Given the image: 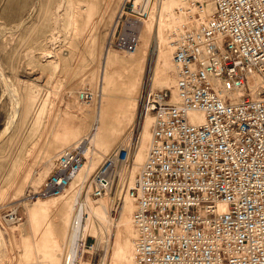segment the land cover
<instances>
[{
    "label": "built area",
    "instance_id": "obj_1",
    "mask_svg": "<svg viewBox=\"0 0 264 264\" xmlns=\"http://www.w3.org/2000/svg\"><path fill=\"white\" fill-rule=\"evenodd\" d=\"M210 1L212 17L196 12L174 35L177 100L170 89L142 97L152 140L135 184L126 178L130 140L77 186L79 207L116 193L134 199L136 264H264V0L194 3L203 10ZM130 10L136 19L149 16L134 3ZM126 24L122 47L133 45ZM191 112L204 113V121L193 122ZM85 160L81 146L63 150L34 194H65ZM8 216L22 221L15 211ZM96 242L88 234L77 256Z\"/></svg>",
    "mask_w": 264,
    "mask_h": 264
},
{
    "label": "rangeland",
    "instance_id": "obj_2",
    "mask_svg": "<svg viewBox=\"0 0 264 264\" xmlns=\"http://www.w3.org/2000/svg\"><path fill=\"white\" fill-rule=\"evenodd\" d=\"M127 1L0 0V264H67L77 193L74 189L63 197L44 198L34 193L61 150L85 138L84 151L94 150L90 140L101 124L100 110L106 144L95 154L85 152L87 163L78 182L130 140L134 147L126 178L129 186L135 182L152 134L149 117L150 136L141 160L135 161L145 122L140 120L142 93L151 87L173 89L178 71L168 46L174 36L167 26L171 17L166 8L171 4L164 7L162 0H152L144 21L148 42L139 40L138 50L131 51L118 40L123 23L136 19L130 10L135 0L128 1L115 31ZM159 29L166 38L162 48L167 62L156 51ZM155 73L170 78L155 84L151 82ZM80 92H88L92 99L82 101ZM131 204L119 193L90 200L85 229L97 242L85 253L83 264H136L134 213L125 209ZM14 211L22 216L21 222L8 221Z\"/></svg>",
    "mask_w": 264,
    "mask_h": 264
},
{
    "label": "bare ground",
    "instance_id": "obj_3",
    "mask_svg": "<svg viewBox=\"0 0 264 264\" xmlns=\"http://www.w3.org/2000/svg\"><path fill=\"white\" fill-rule=\"evenodd\" d=\"M162 2H165L164 3V7L166 5H168V3L171 4V6L166 8V11H167V16L171 17L169 19L167 18L168 19L167 20V26L171 30H174L173 35L178 34L180 29L183 27V25L187 24L190 20L195 18L194 16H195L196 12L200 13L202 18H210V17L213 16V13H214V10H215V5H214V3L212 1L208 2V4L206 6H204L203 10H199L198 7H196L195 3H189L188 0H170V1L162 0ZM182 3H183V5L178 7V8H176V10H175V6H177L179 4H182ZM134 4H135V6L137 8L144 7L145 9L146 8L149 9V7L152 5V0H135ZM161 6H162V4L159 6V9H161ZM184 7L187 9V11L183 10ZM169 8H170V10H169ZM120 13H121L120 14V18H119V20L117 22V26H116L115 31L117 30L118 26L120 25L119 22H121L122 14L124 13V6L122 8V11H120ZM149 15H150V11H149ZM144 21H146V19H134V20L127 21V24L124 26L127 29V31L125 32L124 36L129 38V39H131L132 40L131 42H132L133 45L130 46V47H124V48H126L125 50L137 51L138 48H139V46H138L139 45V40H141V39L142 40L144 39V43L145 44L148 42V40L145 38L146 35H147L145 30L148 27H147V24ZM128 30H130V31L133 30L134 32H128ZM156 39H159V42H160L159 47H156V51L159 53L160 56H162L165 59V62H167L168 61L167 54L164 52V49L162 48V43L165 41L166 38H165L164 32L161 31V29H159L157 31ZM175 39L176 38L174 36H172L171 40H169V45L168 46L171 49L172 54L174 52V44H175L174 41H175ZM111 44H112V42H111ZM110 62H111V60L109 59L108 62H107V67H106L107 69L110 68ZM173 63L175 64L174 60H173ZM111 66H112V64H111ZM175 66H176V64H175ZM176 68H177V66H176ZM168 78H170V76L167 75L165 77L164 76L161 77V76L156 75V73H155L154 76L153 75L151 76V82L152 83L155 82V84H156V81H159L161 79H163L165 82H167ZM177 82H178V80H177ZM257 83H259V82H257ZM132 84H134V82ZM132 84H131V86H132ZM142 84H146V81H145V83L143 81ZM166 89H170V88H166ZM153 90H156V89H153L151 87V88L147 89L146 91H144L142 94L144 95V94H146V92L153 91ZM170 90L173 91V95H174L173 99L177 100V83L174 85V88L170 89ZM141 104H142V98H141ZM137 105H138V98H137ZM141 109H142V114H141L142 116H140V120L143 118L145 120V122H144L143 130H142L143 137L141 139L140 148H139L138 152L135 153V157H134L135 161H137V162L141 160L142 151L145 149V146L147 144V140H148V138L150 136L151 120H150L149 117H151L152 124H153V116L151 114H149V113H146L145 110L142 108V105H141ZM190 118H191V120L193 122L202 123L204 121V113H202V112H191L190 113ZM97 120H99L98 122H100L101 124L98 125V127L96 128V131L93 134L94 138L92 137L93 140L92 139L90 140L91 143H93V145H94V150L91 151L87 147V148H85V151H84L83 142L87 138H85L79 145H77V146H81L82 147V150L84 152L85 159H86L85 160V164L87 163V158H86L85 152L87 154H92V153L95 154L96 152H98L106 144V138H104L105 130L103 128V114H102V110L99 111ZM150 137H151V140H152V134H151ZM151 140H150V142H151ZM77 146H75V147H77ZM67 148H70V147H66L63 150H65ZM63 150H61L60 153ZM59 154H58V156H59ZM58 156H57V158H58ZM85 164L83 165L82 169L80 170L78 176H76L74 181L71 183V186L69 187L67 192L65 194H61V195L55 196V197L66 196L69 192L73 191L74 189H75V191L77 193L76 194V199H75L76 205H74L76 210H75V213H73V215H72L71 223H70L71 233H70V237H69L68 250H67V254H66V257L67 258L69 257L68 260H67V264H83L84 263L83 258L77 256V251H75V250L81 246V241L83 239H86V236L88 234H90V233H87L86 231H84V227H86L87 222H88L89 213L86 212V209L90 206L89 202H90L91 199L84 200L83 206L79 207V202H78V195L79 194H78V189H77V186L79 184L78 180H79V177L81 175V172L83 171V168H84ZM135 181H136V178H135ZM134 184H135V182L133 183V185ZM126 195H127V198L131 199L132 204L131 205H125V209L127 207V209L132 210V213H134L135 201L128 194H126ZM83 213H84V215H83ZM85 213H87V215H88L87 217H85ZM132 222L134 223L136 234H138L137 227H136L135 220H134V214L132 216ZM124 223H126L127 225H130V220L129 221L124 220ZM70 242H72V243L70 244ZM93 248H94V246H93ZM122 252H123V250H122ZM134 253H136L135 252V245H134ZM123 258L126 259V255L125 254L123 255ZM90 264H93V263L91 262Z\"/></svg>",
    "mask_w": 264,
    "mask_h": 264
}]
</instances>
